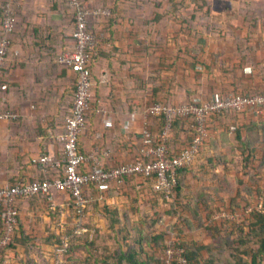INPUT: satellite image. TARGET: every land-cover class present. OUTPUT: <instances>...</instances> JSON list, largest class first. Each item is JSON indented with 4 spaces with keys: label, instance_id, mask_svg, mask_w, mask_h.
<instances>
[{
    "label": "crops",
    "instance_id": "obj_1",
    "mask_svg": "<svg viewBox=\"0 0 264 264\" xmlns=\"http://www.w3.org/2000/svg\"><path fill=\"white\" fill-rule=\"evenodd\" d=\"M84 1L89 7L110 9L109 16L88 18V28L99 37L91 56L93 86L90 108L78 138L79 149L84 153H93L103 167L132 162L137 158L139 132L144 123L147 122L154 132L159 127L158 117H144L146 107L153 102L179 104L193 97L206 100L211 89L264 88V0H258L259 10L243 11V25L236 26L240 15L233 10L230 12L233 18H237L233 26L230 21L227 22L230 25L228 27L234 30H231L233 38L229 43L232 49L228 55L218 52L222 62L214 63L211 72L192 67L194 58L191 56H199L198 48L202 44L197 41L201 39H197L199 35L193 37L197 29L189 27V21L192 20L186 18L185 9L179 13L184 15L187 24H181L182 19L178 22L170 20L169 26L166 25L164 14L157 18L159 12L151 7L155 0ZM15 12L16 23L11 34L5 75L8 82L7 107L16 111L19 118L15 121H0V184L44 179L55 171L49 169L44 172L37 160L42 154L61 155V145L55 136L62 131L63 117L71 106L74 90V73L57 62L59 54L73 48L72 10L58 0H19ZM191 17L196 18L197 12H191ZM161 46L177 50L179 47L190 48L191 56L178 50L183 56L157 58L155 49ZM212 54L216 55V52ZM233 61L238 66L239 61H242L245 72L233 66ZM94 107H101L106 115L95 112ZM241 117L242 123L253 128L250 137L263 134L264 111L259 117L261 121L250 114ZM105 119L111 121V126L104 125ZM190 120L183 118L184 122L172 133V139L169 140L172 151L180 149L189 138ZM230 123L229 115L217 116L210 126L209 140H214L216 145L223 143V129ZM245 134L243 128L241 135ZM227 137L231 138L230 133ZM258 143L262 144L261 141ZM204 149L193 159L194 167L185 175L191 188L184 189L190 192V197L201 189V181L194 178V174L203 178L207 177L204 174L210 170L205 158L204 163L199 162L206 155ZM220 170V166L214 169L215 172ZM101 195L99 207L103 205L108 211H96L92 215L101 227V238L109 246V251L117 247L114 239H120V234L116 235L105 223L109 220L113 222L114 218L115 221L119 219L132 224L137 230L141 229L142 239V235H150L142 230V222L146 221V217L141 219L132 209L138 205L147 214L152 204H156L158 210L165 206L144 176L128 177L124 185L111 187ZM96 196L97 193L93 198ZM38 197L23 200L19 205V224L15 236L20 241L14 249L16 258L10 257L4 264H26L27 258L43 264L41 257L48 255L51 246L44 240L46 226L52 223L44 205L45 199ZM66 198L67 194H52L56 206L65 210L63 215L54 220L53 225L58 228L67 220ZM197 205L203 209L200 201ZM114 212L117 218L113 216ZM138 233L134 238L140 240ZM106 234H111L112 239ZM130 236L132 233L128 232L126 237ZM155 249H148L147 253L156 254ZM8 253H11L10 250ZM141 257L144 258V255ZM69 264L81 262L75 260ZM90 264L100 263L90 260Z\"/></svg>",
    "mask_w": 264,
    "mask_h": 264
},
{
    "label": "built area",
    "instance_id": "obj_2",
    "mask_svg": "<svg viewBox=\"0 0 264 264\" xmlns=\"http://www.w3.org/2000/svg\"><path fill=\"white\" fill-rule=\"evenodd\" d=\"M54 1V0H50ZM64 2L73 16L72 50L57 56V62L69 68L75 75V90L68 112L63 117L62 131L55 136L61 145L60 156L42 154L37 162L41 170L55 171L47 178L36 181H15L0 184V264L5 262L2 253L11 241L12 234L17 227L18 204L35 196L44 197L50 202L49 208L59 209L52 199V192L68 194L73 198L74 212L71 220L60 225L65 233L61 239V246L53 253V263L65 264L68 257L67 247L74 236L87 234L90 238L93 229L84 224L85 208L89 198L83 194L85 185L92 183L96 186L97 199L101 200L103 192L111 187H119L130 176L152 174V190L160 191L164 197L172 193L176 184V170L188 166L199 151L200 145L207 137V117L209 114L233 110L239 115L252 112L261 113L264 107V91L237 92L225 94L222 97L211 96L206 100L195 99L193 102L166 104L155 102L147 106L144 117L164 116V127L159 134H153L147 122L139 132V148L137 154L141 159L120 163L112 167H103L93 153H84L78 148V138L86 123L87 111L90 108L92 95V78L89 68L91 52L97 42L98 35L88 28V18L109 16L110 9L105 7H89L84 0H58ZM19 0H0V121H15L19 114L7 107L8 82L5 75L7 55L11 45V34L15 29V7ZM102 36V34H100ZM95 112L105 116L101 107ZM175 116L193 120L194 129L192 141L179 153L169 156L167 135L171 122ZM105 126H111L109 119L104 120ZM230 125V130L234 129ZM67 192V193H66ZM261 209V204L255 209ZM68 209V207H67ZM252 207L246 209L251 211ZM234 219V214L220 208L210 215V221ZM172 260L184 263L182 249L175 246L173 240H167L162 264H172Z\"/></svg>",
    "mask_w": 264,
    "mask_h": 264
},
{
    "label": "trees",
    "instance_id": "obj_3",
    "mask_svg": "<svg viewBox=\"0 0 264 264\" xmlns=\"http://www.w3.org/2000/svg\"><path fill=\"white\" fill-rule=\"evenodd\" d=\"M176 0H170V2L175 5ZM163 15L162 14H158L157 13V18L161 17ZM0 19H1V14H0ZM182 19V20H181ZM181 24H187L186 19L184 18V16L181 18ZM1 21V20H0ZM181 27H185L186 26H181ZM185 34V33H183ZM179 51H184L186 52L188 55L191 56V49L190 48H178ZM198 50H203L202 46L198 48ZM94 52V50H92L91 52V56L92 53ZM194 58V63L192 64V67L194 69H196L197 67H201L205 70H207L208 72H211L212 70V65L216 62H222V57L220 54H216L213 55V58L211 59L210 57H199L196 56V54H192ZM243 59V57H242ZM91 58H90V62H89V68L91 71ZM233 66H238L235 61H233L231 63ZM236 64V65H235ZM224 66V65H223ZM240 70H242V72H245V68L242 65V61H239V66L237 67ZM75 82H76V78L74 76V85L73 88L75 90ZM73 90V92H74ZM262 92L264 91L263 89H255V90H248V89H240V88H233V89H228L226 90L227 94H233V93H237V92ZM214 94H216L217 97H222L225 95V91L224 90H216V92L213 90L212 91ZM211 94V92L208 94L207 98L211 97L209 96ZM73 95V94H72ZM196 98H190L189 101L193 102ZM202 100V99H201ZM160 103H166V102H161L158 101ZM155 103V102H153ZM182 103V102H181ZM168 104V103H166ZM151 105V104H150ZM96 107L93 108V110ZM95 111V110H94ZM264 111V107L261 110V113ZM260 114H258L257 112H252L250 115H254L256 119L260 120ZM247 113H243L242 115H239L238 113H236L233 110H228V111H221V112H217V113H212L209 114L207 117V130H208V137L210 135L209 133V129L210 126H212V124L214 123V120L217 118V116L219 115H229L230 119H231V123L230 124H226L224 127V137L222 138L223 144H228V143H232L234 142L233 138H235L236 140L239 141V149H240V153L243 154L242 155V159H243V165L242 167L246 169V172L249 175V179L252 181V177H253V172L252 170L258 171L259 170V166L260 165H264V146H262V151H263V156L261 158H258L257 155V145L256 142L261 141L262 144H264V132L262 135H257V136H252L250 137V135L252 134V127L251 125H246L244 123L241 122V120L243 119L241 116L246 115ZM87 116V115H86ZM159 119V127L157 129L156 132L152 131V129L149 127L150 131L153 134H159L164 127V116L158 115L156 116ZM185 117H178L175 116L171 122V128L169 130V133L167 135V146H168V154L169 156H172L174 154L179 153L181 150H183L186 146H188V144L191 143L192 141V137H193V133H194V129L193 127H191V124L193 122V120L191 119L189 122V126H190V135L189 138H187V141L183 144V146L178 149L176 152L172 151L170 149L169 146V140H171V135L172 133H174L176 131L177 128H179L180 124H182L184 121H182V119ZM87 119V117H86ZM255 119V120H256ZM262 120V119H261ZM260 120V121H261ZM7 122V121H5ZM230 125H234V129L230 130ZM257 127V126H256ZM245 128L246 134L245 135H241L242 129ZM228 131H231L233 133V137H231L230 139H228L227 134L229 133ZM256 133V132H255ZM207 138V137H206ZM208 139H211V137H209ZM208 139L204 140L202 142L206 143L208 142ZM215 144V141L213 140V143ZM261 144V145H262ZM231 145V144H230ZM79 148V145H78ZM80 150V149H79ZM200 153V152H199ZM199 153H196V156L199 155ZM222 150L219 149H215L213 154H210L207 157V160L209 161V163L216 167L219 163H221V165L224 166V164H222V161L224 159H222ZM233 157V156H232ZM252 158H257L258 163L260 162V164H258L257 166L254 165L253 163V159ZM136 159H141V157L137 154V158ZM232 160V158H230ZM226 160V159H225ZM193 163L191 162L188 166H184L181 168H178L176 170V184L173 187V191L171 194H169L167 197H164L163 193H161L160 191H154V193H156V195L162 200V202L165 204V206L167 207L164 210V213L175 217L176 218V223H183V225L185 223H189L187 221H189L188 216H194V217H199L198 221H200V223H202V225L211 228L214 227L213 230H215V232L221 233L223 232V237H226L227 235H229L231 232H235L236 230V234H235V240L234 243L235 245L231 244L229 248H232V250L234 249V252L231 254V257L233 259V264H264V209L262 211H257V212H249V220H248V224H247V230L245 231V234L242 233V229L243 228H237V226H231L230 229H224L221 230L224 227H227L226 225L222 227V224L220 223V221H210L209 219H206V221L204 222V220L202 219V217L200 218L199 215V210H201L198 205L197 202L199 201H203L202 200V192L205 191L203 189V186H201V189L198 190V192L196 194L191 195V197L189 196L190 192H185V187L187 188H191V185L188 183V181L186 180L187 178L185 177V175L187 174V172H190L193 168ZM217 168V167H216ZM223 168V167H221ZM255 174V173H254ZM135 176H144V179L147 180L151 187H152V174H139V175H135ZM133 176H130L129 178H132ZM194 177L198 178L200 181L202 178H200V176L194 174ZM235 177V176H234ZM37 180V179H36ZM33 180V181H36ZM38 180H42V179H38ZM14 182V181H12ZM239 182V187H238V191H242V187L245 186V181L243 182L242 180H238ZM213 188H216L214 186H212ZM56 192L53 191L52 194ZM98 192L96 186L92 183H89L87 185H85L84 189H83V194L85 196H87L89 198V203L85 208V217H84V224L89 226L90 228L93 229L92 232V236L89 238L87 234H82L79 236H74L71 238L70 243L67 247V253H68V257L65 259V263L69 264L70 261H75L78 260L80 261V257L83 258V255L80 254L81 252L78 251H82V249H84L87 253V256H84V262L86 264H90V260L94 261V263H103V264H162L163 260H164V249H165V244L163 245L162 249L159 246H162L161 243H159V240L161 241V239L163 238V231H159L153 233L150 236V239L153 240V242L160 248V249H155L154 251H156V254H154L153 252L151 254L147 253V250L145 249V247L150 246L151 244L149 243H143V239H141V229L137 230L134 225L132 224H128L127 222H121L119 219H115L113 218V222L109 220V222L105 223V225L107 226L108 229H111L113 231L116 232V235L120 234V239H114L115 243L117 244V247L114 249H111L112 251H109V246L103 241V239L101 238V227L98 225V223L96 222V219H94V216L92 215L93 213H95L96 211H100L102 213L108 211L107 209L104 208V206L102 205L101 207H99V200L95 198H93V196ZM58 194L62 195L65 193H60L57 192ZM67 193V192H66ZM35 198H38V196H35ZM44 198V197H42ZM186 198V200H184ZM45 199V198H44ZM66 204H67V212H65V215L67 217L66 221H70L71 217L73 216V212H74V204H73V198L71 196H68L67 194V198L65 199ZM63 201V200H62ZM20 201L18 204V211H19V205L21 204ZM64 203V202H63ZM56 204V203H55ZM45 207H46V211L49 215V217L51 218V223L47 224L46 228V238H45V242H47L50 246L51 249L48 253V255L46 256H42V263L43 264H55L53 263V261H51L53 259V253L55 252L56 249H58L62 244H61V239L63 237L64 234H69V231L66 229L65 233L61 232L60 228L57 227V225H53L54 224V220L57 219V217H60V215H63V213L59 211V209L54 208V209H50L49 205L50 202L47 201L45 199ZM222 207H217L216 211L219 210ZM105 210V211H103ZM132 211L139 216L141 219L145 216L146 217V221H143V229H147V231L149 232V229H152L153 226H155L156 229L158 222H160L159 220H161L160 214H159V210L157 209L156 204H152L151 205V210L149 213L144 214L143 213V208L139 207L138 205L135 206ZM215 211V210H212ZM19 213V212H18ZM110 213V212H109ZM115 214H113V216L117 218V213L114 212ZM199 215V216H198ZM155 216L159 217V218H155ZM209 216V215H208ZM65 217V218H66ZM107 221V220H106ZM19 224L18 221V215H17V226ZM174 226H177L176 224ZM235 229V230H232ZM17 230V227L15 228L13 234H12V238L11 241L8 243V245L5 247L3 253H2V258L3 259H8V258H16V252H14V249L16 247V244L20 241V238H17L15 236V232ZM137 230V231H135ZM181 229L179 228V231ZM132 233V236L126 237L127 233ZM125 232V233H123ZM139 232V233H138ZM139 234L138 236H140V240H138V238H134L135 234ZM229 233V234H228ZM107 237L112 239L111 234H106ZM165 238V237H164ZM143 240V241H142ZM174 241L175 246L179 247L182 249V255L185 257V262L184 263H178L175 260H172V264H217V256H215L213 254V250H216L214 245H209V244H195L194 242H185L184 240H181L180 238H177ZM156 242H158L159 244H157ZM123 246H125V249H122ZM153 248H156L153 246ZM81 249V250H80ZM10 250L11 253H8V251ZM205 250L209 256L205 257L202 254V251ZM141 255H144V258L141 257ZM78 257V258H77ZM112 261L111 263H109V261ZM127 262V263H126ZM4 264V263H3ZM26 264H37V262L35 261V259L33 258H27L26 259Z\"/></svg>",
    "mask_w": 264,
    "mask_h": 264
},
{
    "label": "rangeland",
    "instance_id": "obj_4",
    "mask_svg": "<svg viewBox=\"0 0 264 264\" xmlns=\"http://www.w3.org/2000/svg\"><path fill=\"white\" fill-rule=\"evenodd\" d=\"M175 3L176 4L173 5L170 0H155L151 7H154L153 9L156 10V12H159L158 14H164L166 25H169L170 22L168 23V21L170 20L171 22H178V20H180L184 16L179 12L185 9L183 11H187L186 18L192 20L189 21V27L191 29H197V31L193 33V37L199 35L197 39L199 37L201 38L197 41L198 43L202 44L203 50H198V55L200 57H210L211 59L213 58V52H216V54H219L218 52H220L228 55V53L232 49L229 43L231 42V38H233V33L231 31L233 29H230V27H228L230 25L227 24V22L230 21V24H232L231 26H233V24H235L234 20L237 18H233L230 12H232L233 10L237 15H240V17H238L236 26L237 24L243 25V11L245 9H248V11L252 9L259 10L260 6V2L258 0H176ZM194 11L197 12L196 18L191 17V12ZM155 53L157 58L163 59H172L175 58V56H183L181 52H178L177 48H170L169 46L158 47L157 49H155ZM198 69L202 70L201 67H198ZM248 70L249 69L247 68L246 71ZM212 91L213 89L209 91V93L211 92L209 96H216V94H214ZM214 91L216 92V90ZM224 91L225 94H227L226 90ZM188 101L189 98H187L184 102ZM228 132L230 133L231 137H233V133L231 131ZM209 137H211V135H209ZM209 137L207 130L206 139H208ZM233 140L234 142L232 143H220V145H215L212 144L213 140L208 139V144L203 143L200 145L199 151L197 153L205 148L206 150L204 149V152L206 153V155L205 157H203V159L200 158L199 162L204 163L205 158V164L210 170L204 174L207 175V177H203L201 179V186H203V189L205 191L202 192L203 201L200 202L203 206V209L199 210V215L200 218L202 217L205 222L206 219H210V215L216 211L217 206H220L228 210L231 214H234V219H228L225 221L216 220L220 221L222 227L225 225L227 226L222 228L221 230H228L231 226H237V228H243L241 232L245 234L250 215V211L248 212L246 211V209L252 207V210L254 212H257L259 210L258 208L255 209V206H258L259 204H261L260 210L264 209V165H260L258 171L252 170L253 177L251 178V181L249 179L250 177L248 173L246 172V169L242 167L243 154L240 153L239 141L235 138H233ZM257 142L256 145L258 148L256 152L258 158H261L263 156L262 146H264V144L260 145L259 143L257 144ZM219 148L222 150V159H224L222 161V164H224V166L219 163L216 167H223V171L220 170L219 172H215L214 169L216 167L212 166L209 163L207 157L210 154H213L215 149ZM194 158H196V155ZM230 158H232V160ZM251 159H253V163L255 166L260 164V162L258 163L257 158L251 157ZM228 169H230L229 172L227 171ZM227 173H229L230 175H227ZM239 179L243 182L245 181V186L242 187V191H238ZM211 182H213V184H211ZM122 185H124V182L122 183ZM212 186L216 188H213ZM166 208L167 207L163 206L158 211L160 216H162L161 220H159L160 222H158L157 225L158 229H156L155 226H153L152 229H149V232L147 231V229H143V232H147L150 234L149 237L142 235V239H144V241L142 240L143 243L151 244L150 246H147L148 249H152L153 246L156 247V249H162L167 240H175L177 238H180L181 240H184L188 243L194 242L195 244L214 245L216 250H213V254L217 256L216 263L233 264L231 254L234 252V249L232 250V248L229 247L234 243L236 234L235 229H232L235 230V232H231L230 234L228 233L229 235L223 237V232L218 233L213 230L214 227L208 228L202 225V223L198 221L199 217L197 216H188L189 221L187 222L189 223H185L184 225L181 222L176 223L177 220L175 217L169 216L164 213V210ZM252 210L251 212H253ZM155 218L159 217L155 216ZM175 224L177 226H174ZM179 228L181 229L180 231ZM155 231H163V238L161 239V241L159 240V243H161L162 246L158 245L160 248L153 242L152 239H150V236L155 233ZM156 243L159 244L158 242ZM233 245H235V243ZM78 252H81L80 254H83V258H80L81 264H86L84 262V256H87L86 251L82 249V251ZM203 255L205 257L209 256L205 250H203Z\"/></svg>",
    "mask_w": 264,
    "mask_h": 264
}]
</instances>
